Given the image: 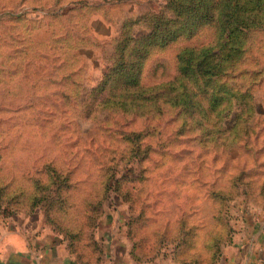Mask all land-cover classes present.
Segmentation results:
<instances>
[{
  "label": "rangeland",
  "instance_id": "1",
  "mask_svg": "<svg viewBox=\"0 0 264 264\" xmlns=\"http://www.w3.org/2000/svg\"><path fill=\"white\" fill-rule=\"evenodd\" d=\"M70 1L0 0V257L18 232L61 243L80 264H125L127 249L147 264L181 250L196 264H264V28L226 63L216 111L230 126L216 128L168 103L162 113L116 103L131 94L116 83L123 24L144 18L133 31L145 30L168 0ZM217 37L207 25L154 48L142 98L164 94L183 49Z\"/></svg>",
  "mask_w": 264,
  "mask_h": 264
},
{
  "label": "trees",
  "instance_id": "2",
  "mask_svg": "<svg viewBox=\"0 0 264 264\" xmlns=\"http://www.w3.org/2000/svg\"><path fill=\"white\" fill-rule=\"evenodd\" d=\"M143 19L130 18L123 24L128 29L123 35L125 45L117 68L116 83H121L119 88L131 94H124L116 103L124 109H134L132 112H138V108L155 107L160 113L162 106L168 103L173 108L179 107L180 113L181 110L192 116L197 113L194 118L200 124L214 122L216 128L229 127L227 115L216 111L224 99L218 84L229 68L226 63L234 65L232 60H238L246 36L264 28V0H168L161 10L152 9L148 28L133 31L141 21L146 20ZM207 25L216 29L217 44L183 49L178 54V75L168 87H163L164 94L142 98L139 74L152 50L168 47L182 37H194ZM129 46V56L126 57ZM111 77L105 81V86ZM173 92L177 93L170 96ZM207 98L209 102H203ZM239 117L235 115L233 118L235 124ZM215 118L217 120L213 121Z\"/></svg>",
  "mask_w": 264,
  "mask_h": 264
},
{
  "label": "crops",
  "instance_id": "3",
  "mask_svg": "<svg viewBox=\"0 0 264 264\" xmlns=\"http://www.w3.org/2000/svg\"><path fill=\"white\" fill-rule=\"evenodd\" d=\"M111 1H93V0H73L70 1L73 5H80V4H94L96 10H109L116 8V2ZM106 5L105 7H103ZM153 8H150L152 10ZM149 10V9H148ZM101 16L102 21L105 24L113 26L116 24L112 17H107L104 13H97ZM96 14V15H97ZM129 17L135 16L134 13H129ZM42 242H37L26 235L18 232H14L11 234H7L4 236L3 244L1 246L2 256L0 257V264H80L74 256L67 251L63 245L57 243L52 245L49 243L50 241L48 238L44 243V239H41ZM176 260L172 258L173 264H194L193 260L190 258H183L181 255L184 254L183 251L179 252L176 251ZM138 258V257H137ZM242 259L233 260V257H229L227 255L223 256L219 261L215 262V264H250L252 262L243 260L244 256L241 257ZM106 259V255H105ZM112 257H109V263L113 264L111 261ZM139 259V258H138ZM133 257L132 251L127 249L124 253V260L125 264H147L149 261L145 260H138ZM190 260V261H189ZM243 260V261H242ZM105 262V261H104ZM103 264H107L106 262ZM258 264V263H256Z\"/></svg>",
  "mask_w": 264,
  "mask_h": 264
}]
</instances>
